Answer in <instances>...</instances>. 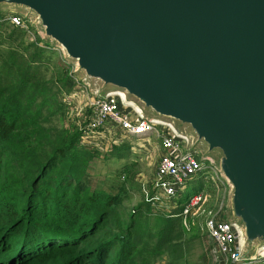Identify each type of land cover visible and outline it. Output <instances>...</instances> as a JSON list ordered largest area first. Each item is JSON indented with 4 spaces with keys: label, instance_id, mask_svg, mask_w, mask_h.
Segmentation results:
<instances>
[{
    "label": "water",
    "instance_id": "water-1",
    "mask_svg": "<svg viewBox=\"0 0 264 264\" xmlns=\"http://www.w3.org/2000/svg\"><path fill=\"white\" fill-rule=\"evenodd\" d=\"M98 95L169 125L230 187L242 260L264 252V0H0Z\"/></svg>",
    "mask_w": 264,
    "mask_h": 264
},
{
    "label": "trees",
    "instance_id": "trees-1",
    "mask_svg": "<svg viewBox=\"0 0 264 264\" xmlns=\"http://www.w3.org/2000/svg\"><path fill=\"white\" fill-rule=\"evenodd\" d=\"M8 17L0 13V32L13 24ZM12 28L0 41L9 45L0 47V264H149L143 254L192 234L183 214L150 226L143 205L126 222L122 196L91 189L85 176L96 151L79 143L81 121L62 123L63 95L77 85L72 65L37 32L32 41Z\"/></svg>",
    "mask_w": 264,
    "mask_h": 264
},
{
    "label": "rangeland",
    "instance_id": "rangeland-1",
    "mask_svg": "<svg viewBox=\"0 0 264 264\" xmlns=\"http://www.w3.org/2000/svg\"><path fill=\"white\" fill-rule=\"evenodd\" d=\"M0 13L5 14V16L11 14L9 10L2 9H0ZM13 26V24H7L4 32H0V41L7 36V32L13 29ZM31 27L32 30H24H26L25 37L33 41L38 28ZM6 43L9 42L6 41ZM8 46L7 44L0 45L1 49L5 50ZM49 46L57 51L54 55L53 53L51 55L55 58L66 60L60 49L51 44ZM77 90L79 92L78 99L76 97L72 98L68 94L63 95L68 112H66V118L62 123L67 127L79 124L81 119L86 115L88 102L86 92ZM77 90H74L73 93H77ZM70 101L71 103H68ZM112 136V134L107 135L105 133V135L101 134L96 139L81 138L79 141L82 146L89 145V149L92 152L96 151V155L89 163L85 176V180L91 189L122 196L121 209L123 220L126 222L133 215L138 213V216L142 212V210L137 211V207L140 205H143V211L145 212L141 219L150 218V226L156 225L162 218L179 219L180 214H184L186 208L185 203L181 207L179 204V201L183 197H178V199L171 203L152 204L145 194V191H147L151 196L154 191L153 180L160 155L159 149L156 148L158 139L153 136L149 137V140L131 138L119 130L115 137ZM123 175L124 177H122ZM193 180L195 181H191L184 189V193L187 194L188 191H191L193 186L204 185L201 192L205 196V206L199 207L197 205L192 208L187 215L188 219L184 218L183 223L189 229L190 220L191 226L195 228V231L192 234L186 235L185 239L181 242L174 240V238V241L172 240L173 242L171 243L172 246L163 245L159 248V253L143 254L140 263H143V260L148 258L149 264H229L218 254L215 242L210 237L206 224L211 218L219 220L223 218L225 221L228 218L230 211V187L221 175L215 182L209 181L205 176ZM181 209H183L182 212H180ZM178 230L179 225L175 231ZM147 239L148 237H146ZM152 241L156 242V239ZM153 242H151L152 245ZM139 255L136 254L135 256L138 257ZM251 264L263 263L253 262Z\"/></svg>",
    "mask_w": 264,
    "mask_h": 264
},
{
    "label": "built area",
    "instance_id": "built-area-1",
    "mask_svg": "<svg viewBox=\"0 0 264 264\" xmlns=\"http://www.w3.org/2000/svg\"><path fill=\"white\" fill-rule=\"evenodd\" d=\"M9 20L16 26L30 30L31 22L22 14L11 13ZM72 72L76 79V90L85 91L88 98L86 115L81 119L83 139H93L99 135H113L117 131L125 135L144 137L151 134L156 137L163 149L155 171L153 193L145 191L152 204L171 203L184 196V189L198 177H207L215 182L220 174L210 162L200 161L195 153L190 151L187 138L178 135L169 125L142 117L134 108L124 105L118 94L98 95L86 86L79 76ZM77 93L70 97L78 99ZM77 101V100H76ZM71 103V101L69 102ZM183 195V196H182ZM147 198V200H148ZM202 192L190 196L184 210V218L189 211L204 201ZM186 224V221H185ZM210 237L215 242L217 252L229 264H264V252L248 261L242 260L240 237L236 227L225 220L211 218L206 224Z\"/></svg>",
    "mask_w": 264,
    "mask_h": 264
},
{
    "label": "crops",
    "instance_id": "crops-1",
    "mask_svg": "<svg viewBox=\"0 0 264 264\" xmlns=\"http://www.w3.org/2000/svg\"><path fill=\"white\" fill-rule=\"evenodd\" d=\"M129 137H131V138H133V137H135V138H137V139H148L149 140V137H151L152 135L151 134H146V136H144V137H136V136H130V135H128ZM154 137V136H153ZM154 138H156V137H154ZM156 148H158L159 149V160H160V156L162 155V153H163V149H162V146H161V144H160V142H159V140H158V144L156 145ZM158 163H159V161H158ZM157 166H158V164H157ZM157 166H156V169H157ZM193 181V180H192ZM185 195H186V193H185ZM184 195V196H185Z\"/></svg>",
    "mask_w": 264,
    "mask_h": 264
}]
</instances>
